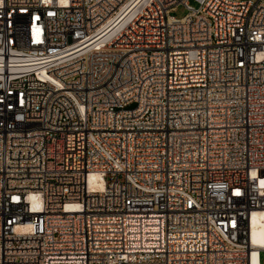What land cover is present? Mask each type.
<instances>
[{
    "label": "built area",
    "instance_id": "2783aa9c",
    "mask_svg": "<svg viewBox=\"0 0 264 264\" xmlns=\"http://www.w3.org/2000/svg\"><path fill=\"white\" fill-rule=\"evenodd\" d=\"M256 213L264 0H0V264H260Z\"/></svg>",
    "mask_w": 264,
    "mask_h": 264
},
{
    "label": "bare ground",
    "instance_id": "6f19581e",
    "mask_svg": "<svg viewBox=\"0 0 264 264\" xmlns=\"http://www.w3.org/2000/svg\"><path fill=\"white\" fill-rule=\"evenodd\" d=\"M94 178H97V176H94ZM253 229H252V235L254 242L264 247V222L261 219V216L259 213H256L252 220ZM257 256V252L255 253V257Z\"/></svg>",
    "mask_w": 264,
    "mask_h": 264
},
{
    "label": "rangeland",
    "instance_id": "374dc122",
    "mask_svg": "<svg viewBox=\"0 0 264 264\" xmlns=\"http://www.w3.org/2000/svg\"><path fill=\"white\" fill-rule=\"evenodd\" d=\"M194 6H197L195 2H192ZM187 10L184 6L180 5L175 10L171 12L172 16H175L177 18H182L187 14ZM260 264H264V251L260 252Z\"/></svg>",
    "mask_w": 264,
    "mask_h": 264
}]
</instances>
